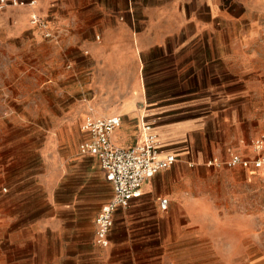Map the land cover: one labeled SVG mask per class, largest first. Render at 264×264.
<instances>
[{"label":"rangeland","instance_id":"374dc122","mask_svg":"<svg viewBox=\"0 0 264 264\" xmlns=\"http://www.w3.org/2000/svg\"><path fill=\"white\" fill-rule=\"evenodd\" d=\"M12 1L0 2V264H23L27 243L30 264H48V240L32 245L45 198L40 177L50 167L61 169L60 200L83 201L95 220L112 192L97 161L79 152L81 124L97 112L119 116L127 98L114 92L131 81L119 65L97 62L84 48L102 39L95 25L56 30L48 15L35 13L46 21L44 30L31 16L21 21V10L30 7ZM85 1L90 14L120 3ZM135 2L163 8L184 29L166 53L141 55L135 109L158 106L169 114L187 133L181 143L187 154L174 165L191 170L192 194L214 202L218 214L247 215L255 228L264 217V173L225 162L231 153L251 157V144L264 131V0Z\"/></svg>","mask_w":264,"mask_h":264},{"label":"crops","instance_id":"0c3cea01","mask_svg":"<svg viewBox=\"0 0 264 264\" xmlns=\"http://www.w3.org/2000/svg\"><path fill=\"white\" fill-rule=\"evenodd\" d=\"M36 1L33 9L21 10V21L36 13L48 15V22L56 30L77 31L95 25L103 33L102 39L84 48L97 62L117 64V71L130 74L126 77L130 85L114 92L127 99L116 111L122 124L111 135L112 143L122 148L142 143L143 126L148 123L158 137L160 157L187 154L181 146L187 133L176 127L169 114L158 106L145 111L135 109L141 92L137 80L141 55L146 51L166 53L164 49L172 36L184 30L182 22L170 20L163 8L136 7L135 0L99 5L93 14L86 11L89 5L85 0ZM94 17L96 21L92 20ZM96 116L108 117L101 112ZM99 170L101 181L111 188L100 167ZM190 173V169L175 164L144 182L140 196L131 200L128 207L115 211L109 245L102 248L94 242L91 208L75 198L60 200L62 170L50 167L40 177L45 198L39 202V216L32 225V245L36 248L48 240V264H264V217L256 218L254 228L247 215L218 214L214 202L192 194L186 178ZM162 198L168 201L166 210L160 208ZM26 246L21 250L22 262L30 264L29 244ZM250 248L255 252H250ZM36 258L37 253L33 252L34 261Z\"/></svg>","mask_w":264,"mask_h":264},{"label":"built area","instance_id":"2783aa9c","mask_svg":"<svg viewBox=\"0 0 264 264\" xmlns=\"http://www.w3.org/2000/svg\"><path fill=\"white\" fill-rule=\"evenodd\" d=\"M8 0H0L6 3ZM12 4L27 5L34 8L36 0H15ZM31 24L46 30V21L30 15ZM49 37V33L46 35ZM121 119L118 116H87L81 125V132L86 138L80 142L78 149L81 155L95 157L105 179L110 183L112 195L97 213L94 224V242L106 248L109 245L108 235L113 225V215L119 208L129 206L131 200L140 196L141 185L157 173L170 169L177 161L175 155L160 157V143L151 124L145 123L143 142L122 148L115 146L111 135L119 128ZM251 157H242L231 153L225 165L228 168H252L264 173V131L251 144ZM211 164V162H209ZM160 208L166 210L167 199H160Z\"/></svg>","mask_w":264,"mask_h":264},{"label":"bare ground","instance_id":"6f19581e","mask_svg":"<svg viewBox=\"0 0 264 264\" xmlns=\"http://www.w3.org/2000/svg\"><path fill=\"white\" fill-rule=\"evenodd\" d=\"M144 126H145V124H144ZM144 126H143V133H145V132H144ZM143 135H144V134H143Z\"/></svg>","mask_w":264,"mask_h":264}]
</instances>
